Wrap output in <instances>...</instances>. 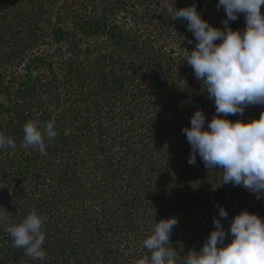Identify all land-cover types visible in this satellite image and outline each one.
Listing matches in <instances>:
<instances>
[{
	"label": "rangeland",
	"instance_id": "1",
	"mask_svg": "<svg viewBox=\"0 0 264 264\" xmlns=\"http://www.w3.org/2000/svg\"><path fill=\"white\" fill-rule=\"evenodd\" d=\"M86 1L85 11L83 6L78 10L81 15L79 20L75 18L61 22L60 26L70 33L65 36L66 39H51L47 45L36 48L40 43L38 41L31 51V57L36 54L41 56L44 52L50 57L56 56L51 52L58 49L67 54L71 51V40L81 36L84 39L79 41L80 56L89 55L93 58L97 56V47H102L104 61L107 62L106 57L113 54L114 58H120L125 65L131 66L129 64L134 62V59L126 57L127 47L122 46L119 41L114 43V38L109 40L105 34L106 28H99L98 35L96 27L87 22L86 17H89L91 10L94 9L92 11L99 14V11L106 9L111 14L106 18L107 23L119 25L123 34L129 33L130 38H134L130 46L135 42L137 46H142L143 50L148 46L144 45V37L147 34L163 39L159 33L162 27L155 25L159 20H164L163 25L168 27L167 30H171V34L167 36L163 50L167 53L170 48L173 49L172 53L165 55L172 58L170 62L165 61V71L159 67L160 73L166 75V95L161 103L156 102L152 97L154 92L149 89L151 81L147 79L145 82V78L141 77L143 81L139 83H142L145 93L141 96L135 95L137 97L134 101H130L131 95L126 93L122 96L124 107L118 99L113 108L101 105L100 99L98 100L101 92H84L80 97L83 99L81 104L76 105L71 104L74 99L72 97L63 99L68 102H62L63 109L60 105V109H56L52 117L69 107L70 116L74 121L66 132L70 140L65 144L62 141L58 143L57 139L46 140L44 154L37 153L36 149L30 147H21L23 138L15 149L0 150V184H4L0 187V211L7 212L10 218L14 213L16 219H22L21 214L26 215L32 210L41 212V206L50 207L51 201L57 199L56 211L49 219L53 225L55 240L50 239L51 243L43 245L46 256L44 260H40L41 264H45L47 260H52L55 264H138L142 255L147 254L142 241L151 233L155 220L175 216L178 218V224L170 236V246L177 253L176 264H183L186 253L192 249L199 250L214 228L213 217H218L217 206H223L228 212V218L222 220L227 232L230 219L242 208L264 217V198L257 199L242 186L220 183L222 170H207L198 155L194 165L187 163L190 145L180 128L190 126V117L196 108L205 113L206 121L210 120L215 113V105L202 91L203 85L196 79L191 67L183 61L184 48L191 51L195 39L192 33L187 31L186 22L170 19L165 7L170 0ZM19 2L16 0L15 3L18 5ZM66 2L69 0H35L33 3L43 5L44 15L51 17L50 28L56 29L60 6ZM21 3L20 7L24 9L23 0ZM146 3L150 4L149 8H146ZM193 3L204 19L214 26L223 27L225 12L222 8L217 9V0H175L174 6L180 8ZM29 6H32V3ZM149 10H154V14H148L146 21L134 20L133 12L147 14ZM261 11L264 12V5L261 6ZM76 21H80L79 28L75 25ZM1 22H4L2 17ZM229 23L233 29L243 28V16ZM136 31L139 35H136ZM188 40L193 43L189 44ZM89 43L91 49L85 52V46ZM158 46L156 43L154 50L159 51ZM113 67L117 70L120 66L114 64ZM85 72H90L93 76L90 80L87 78V83L95 88V92L98 91L96 87L103 83L100 80L103 74L108 73V82L115 76L110 70L101 72L99 67H87ZM31 73L34 74L30 76L33 81L39 70L31 67ZM126 79L130 81V78ZM132 84L137 88L136 81ZM133 90L135 89H132V93ZM35 92L41 94L42 89L37 86ZM73 95L77 97L76 93ZM162 102H165V107L161 105ZM0 103H10L3 93H0ZM107 107L111 113L107 111ZM125 108L130 109V114H134L133 110H138L134 120L141 123L144 119L151 126L149 133L146 132L147 146L141 144L144 141L137 137L138 131L130 126L132 118L122 111ZM262 109L264 105L249 106L243 116H229L228 119L249 120L258 117ZM156 110L162 112L161 120L157 117ZM99 111L108 112L106 115L109 116L115 114L114 125L109 127L107 118H103L102 113V118L93 114ZM153 117H156L157 121ZM170 117L172 118L169 119ZM33 118L34 114L28 117V120ZM6 121L5 116L0 117V126L6 125ZM165 123L170 128L168 135ZM155 126L159 128L156 131L160 136H154ZM76 130L79 132L78 137L71 141L70 135L76 134ZM84 209L87 216L82 213ZM92 217L93 223L98 224L96 230H90L93 223L89 219ZM70 238L71 241H68ZM230 239L231 237H227L225 243ZM11 243L4 228L0 227V264H27L24 250L17 254V248ZM133 252H140L138 259ZM35 263L40 264L38 261Z\"/></svg>",
	"mask_w": 264,
	"mask_h": 264
},
{
	"label": "clouds",
	"instance_id": "2",
	"mask_svg": "<svg viewBox=\"0 0 264 264\" xmlns=\"http://www.w3.org/2000/svg\"><path fill=\"white\" fill-rule=\"evenodd\" d=\"M174 5L175 0L165 5L170 19L186 22L187 31L195 39L191 51L184 48L183 61L215 105L210 120L206 121L205 113L196 108L190 126L182 127L190 145L187 163L194 165L198 155L207 170H222L220 183L242 186L257 199L264 198V109L249 120L228 119L243 116L249 106L264 105V0H217V9L225 12L222 28L204 19L195 3L180 8ZM241 16L244 27L231 28L229 22ZM22 130L20 146L42 154L46 151L45 141L58 135L51 120L43 127L39 121L28 120ZM16 147L11 136L0 133V150ZM217 207L214 228L199 250L186 253L183 264H264V217L242 208L232 216L226 232L222 220L228 218V212L223 206ZM43 223L35 210L19 222L0 211V227L13 246L23 249L33 261H42L46 256ZM177 224L175 216L155 220L151 233L142 241L147 254L138 264H176L177 253L170 246V236ZM227 237L231 239L225 243Z\"/></svg>",
	"mask_w": 264,
	"mask_h": 264
},
{
	"label": "trees",
	"instance_id": "3",
	"mask_svg": "<svg viewBox=\"0 0 264 264\" xmlns=\"http://www.w3.org/2000/svg\"><path fill=\"white\" fill-rule=\"evenodd\" d=\"M19 1L20 4L17 5L15 3L16 0H0V13L2 15L1 17L4 18V22L0 23V93H3L6 96V99L10 102L6 105L4 103H0V117L5 116L7 118V121L5 122L6 125L0 126V133L4 132L5 134H3L5 136H11L14 139L16 145L17 143L20 145V142L23 138V125L26 121H28V117H30L32 114H34L33 120L36 119L37 121H39L41 127H43L44 123L50 120L54 121L56 130L58 132V135L55 139L58 140V143L62 141L65 144L68 140H70L68 139L66 132L69 131L68 129H70V127L72 126L71 124L74 122L70 116L71 110H69V107H67L64 108V111L61 112V114H57L54 117H52V114L55 113L56 109H60V107L63 109L64 106L62 102H68L67 100L63 101V99L65 98H74L72 99V102L70 99L71 104H81V100L83 99L80 97L83 95L84 92H101L99 93L101 95L98 97V100L100 99L99 101L101 105H109L113 108V104L116 103L118 99V101H121L120 103L123 105L122 107H124V100H122V96H125L126 93L128 95H131L132 98L130 99V101H134V99H136L137 96L135 95L141 96V94L145 93L143 92L145 90H143L142 83H139L143 81V79H141L142 77L145 78V82L147 81V79L151 81L149 85L150 87H148L150 91L152 90L154 92V95L152 96L153 99H156V102L159 103L163 101L166 95L164 93V81H166V75L163 74V72L165 71L164 67H166L165 61L170 62L172 59L165 55H167V53L169 54L173 52L172 48H170L167 53L163 50L167 36L171 34V30H167L168 27H164V20H159L158 23L155 25L159 28L162 27V30L160 29L159 33L163 39H159L155 36L147 34L144 37V45L148 46L146 47V50H143L144 48L142 49V46H137L135 42H133L134 45L130 46V42L134 41V38H130L129 33L123 34V31L121 30L119 25L113 24L111 22L107 23L106 18L111 14L107 12L106 9H102L101 12L99 11V14L97 11H92L94 9L91 10L89 17H86L88 20L87 22L96 27L95 30L98 35H100L99 28H106L107 32L105 34L108 35L109 40L114 38V43H117L116 41H119L118 43H122V46H126L127 48H125V50H127L128 52V55L126 57H131L132 60L134 59V62H131V64H129L131 66L125 65L124 61L121 62L120 58H114L113 54H111V56L109 57H106L108 60L107 62L106 60L104 61V59H102L103 54L101 53L102 47H97V56L93 58H91L89 55L80 56L79 41H82L84 39L81 36L71 40V47H69L71 51H68L67 54L64 53V50L58 49L55 52H51V54H56V56L50 57L48 53L44 52L41 56L36 54L35 56L31 57L33 55L31 52L33 47L39 42L40 45L38 44L36 48L47 45V42H49L51 39L63 38L65 40V36L70 33L68 31H65L62 26H60L61 22L64 23L67 20H72L75 18L79 20L81 15L78 13V10L83 6L82 9H84L85 11L87 7V1L69 0V2L61 4V10L58 12L59 14L56 21L58 24V27H56V29L50 28L51 17L44 15L45 11L43 5H39L37 3L35 5V3H33L35 2V0H23V3L25 5L23 6V9L22 7H20V5L22 4L21 0ZM30 3H32V6H29ZM133 3L134 2H132V4ZM139 3L141 4V2ZM146 4V8H149L148 6L150 4ZM133 14L134 20L136 22H139L140 20L146 21V16L148 14L153 15L154 10H149L147 14L145 12L142 13L139 11L133 12ZM160 15H162V13H160ZM79 24L80 21L75 22V25L78 26V28ZM72 33L75 34V32ZM136 35H139L137 31ZM156 43L159 44V51L154 50L153 48ZM90 49V43L86 44L85 52L90 51ZM138 60L141 62L139 63ZM114 64H118L120 67H118L117 70H114ZM31 67H34L35 69L39 70V73H36V75L34 76L33 81V78L30 77L32 75ZM87 67H89L90 69L99 67L101 68V72H109L110 70L115 74V76L112 77L110 82H108V73L106 75L103 74L100 79L103 83L102 85L96 87L98 91L95 92V88L90 86V83H87L88 79L90 80L93 78L90 72L89 74L85 72V69H87ZM159 67L162 68L163 72L160 73ZM140 74L142 76H140ZM126 78H130V81ZM131 79L133 80L131 81ZM134 81H136L137 88H135L136 85L132 84ZM37 86L42 89L41 94H36L35 91L37 90ZM132 89H135L133 90V93ZM73 93H76L77 97H75ZM45 96L47 97V99H45ZM161 105L164 107L166 106L165 102H162ZM79 109H81V106H79ZM112 110L114 111V109ZM107 111H109L108 107ZM122 111L126 112L125 114L132 118L130 126L135 131H138L137 137H139L140 141H144L141 142V144L143 146H147L148 139L146 132L150 130L151 126L148 125L146 120L144 119L143 121H141V123H137L134 120V116L135 114H137L138 110H133L132 112H134V114H130V109L127 108ZM100 113H102L103 118H105L106 116L107 125L109 127H111V125H114V123L116 122L114 118L115 114H110L109 116L106 115L108 112L104 113L103 111H99L93 114L102 118V115H100ZM109 113L111 112L109 111ZM155 113L157 114V117L161 120L162 112H157L156 110ZM171 118L172 117H170L169 119ZM154 120L157 121L156 117L154 118ZM165 125L166 127H168L166 123L164 124V126ZM77 129L79 128L77 127ZM153 129L156 133L154 134V136H160V134L156 131L159 128L155 126L153 127ZM169 129V127L166 129L167 135L169 134L168 132H170ZM180 129L182 130V127ZM6 130H9V132ZM78 133V130H76V134L71 133L70 135L69 133V135L72 136L71 141H75L77 139ZM36 151L37 153H41L37 149ZM23 158L28 161V158L26 156H24ZM53 197L55 198L54 195ZM8 198L10 199L11 197L8 196ZM57 203V199L54 202L51 201L50 207L41 206V212L38 211V214L44 221V245H48L49 243H51L49 241L50 239H52V241L55 240L53 239V237L55 238V234L52 230L53 225L50 224L49 219L52 217L53 212L56 211ZM14 209L15 208H13V212L15 211ZM82 213L86 214V210L84 209ZM11 215V218L14 222H19L21 220V218L16 219L14 213H12ZM21 215L23 217L25 216L24 214ZM90 219L89 221L93 223L92 220L94 219V217ZM80 223L84 226L82 222ZM96 228H98V224L93 223L90 226V230H96ZM59 232L61 233V231ZM68 241H71V238ZM22 251L23 249L17 248V254H21ZM133 254L136 259H138V255L140 254V252H133ZM93 260L95 262L97 259L94 258ZM25 261H27V264H37L29 257L25 258ZM37 261L38 263L41 262L40 260ZM95 263H97V261ZM45 264L55 263L52 260H47Z\"/></svg>",
	"mask_w": 264,
	"mask_h": 264
}]
</instances>
